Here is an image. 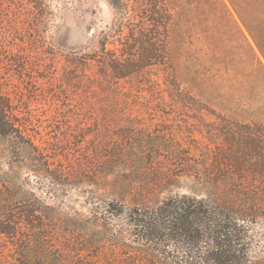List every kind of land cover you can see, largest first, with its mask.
<instances>
[{
  "label": "rangeland",
  "instance_id": "1",
  "mask_svg": "<svg viewBox=\"0 0 264 264\" xmlns=\"http://www.w3.org/2000/svg\"><path fill=\"white\" fill-rule=\"evenodd\" d=\"M38 1L41 10L0 0L1 90L34 146V156L21 157L11 137L0 136V181L11 190L2 191L14 199L31 194L45 205L54 243H65L75 230V240L95 243L92 251L104 259L109 239L129 244L112 206H154L174 193L220 191L207 181L209 148L219 142L214 132L222 117H233V124L264 119V77L254 54L263 64L264 57L226 0L245 39L225 22L203 17L184 52L173 56L172 43L171 65L152 64L108 85L93 62L69 61L93 53L104 35L106 47H119V15L108 1ZM17 59L25 60L24 73L14 70ZM173 63L180 89L191 90L184 103L173 93ZM114 228L123 233L116 240ZM15 251L3 241L0 264H16ZM251 255L257 257L251 264H264L259 245Z\"/></svg>",
  "mask_w": 264,
  "mask_h": 264
},
{
  "label": "trees",
  "instance_id": "2",
  "mask_svg": "<svg viewBox=\"0 0 264 264\" xmlns=\"http://www.w3.org/2000/svg\"><path fill=\"white\" fill-rule=\"evenodd\" d=\"M24 1L41 10V1ZM107 1L115 16L119 15L114 21L119 47H106L104 35L93 53L69 61L79 67L93 62L108 85L140 74L152 64L171 65L172 43L173 56L176 50L184 52L187 37L199 30L203 17L225 22L226 28L236 29L245 39L226 0ZM227 1L264 57V0ZM9 30L14 31V26ZM254 56L264 77V64ZM15 64L14 70L24 73L25 60L17 59ZM178 79L173 63V93L184 103L192 99L191 90L180 89ZM1 87L0 83V136H10L21 157L34 156V146L14 113L11 97ZM229 119L233 117H222L224 122L217 124L213 142L216 138L219 142L214 143L215 150L209 148L207 169L212 171L207 181L217 189L220 186V191L204 196L174 193L154 206L123 202L112 206V216L126 225L129 244L116 240L123 233L114 228L116 241L108 240L104 259L92 251L95 243L75 240V230L67 231L65 243H54L51 231L55 229L46 206L31 194L9 198L2 187L11 190L1 181L0 246L3 241L12 244L19 254L16 264H147L151 259L161 264H251L257 258L251 255L254 244L264 251L260 229L264 227V119L236 120L235 124Z\"/></svg>",
  "mask_w": 264,
  "mask_h": 264
}]
</instances>
